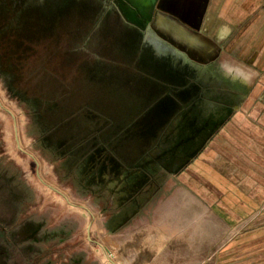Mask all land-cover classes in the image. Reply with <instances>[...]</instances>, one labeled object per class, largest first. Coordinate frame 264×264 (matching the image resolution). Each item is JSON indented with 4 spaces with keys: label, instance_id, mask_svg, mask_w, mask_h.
I'll return each mask as SVG.
<instances>
[{
    "label": "rangeland",
    "instance_id": "rangeland-1",
    "mask_svg": "<svg viewBox=\"0 0 264 264\" xmlns=\"http://www.w3.org/2000/svg\"><path fill=\"white\" fill-rule=\"evenodd\" d=\"M159 3L0 0V264H222L230 241L235 264H261L249 254L257 242L240 246L246 228L226 232L204 215L192 242L162 218L179 188L156 147L185 132L177 95L162 90L177 92L178 78L148 59L123 19L154 32L161 53L163 39L191 47L180 37L196 29L166 23ZM115 173L126 179L107 184Z\"/></svg>",
    "mask_w": 264,
    "mask_h": 264
},
{
    "label": "crops",
    "instance_id": "crops-1",
    "mask_svg": "<svg viewBox=\"0 0 264 264\" xmlns=\"http://www.w3.org/2000/svg\"><path fill=\"white\" fill-rule=\"evenodd\" d=\"M159 4L166 23H177L185 32L184 25L196 29L180 37L192 40L191 47L172 48L163 39L161 53L155 48L154 32L123 19L134 28V38L141 41L148 59L161 62L157 65L167 77L178 78L177 92L162 90L165 98L177 95V119L185 130L174 145L178 148L165 142L156 147L164 154L162 168L179 188L177 203L170 198L162 218L169 230L189 232L192 242L204 237V215L219 220L226 232L246 228L251 234L240 246L257 242L259 247L249 254L259 255L264 264V0ZM172 49L178 52V64L171 60L177 56ZM157 178L153 175L148 182ZM235 243H227L222 264H235Z\"/></svg>",
    "mask_w": 264,
    "mask_h": 264
},
{
    "label": "flooded vegetation",
    "instance_id": "flooded-vegetation-1",
    "mask_svg": "<svg viewBox=\"0 0 264 264\" xmlns=\"http://www.w3.org/2000/svg\"><path fill=\"white\" fill-rule=\"evenodd\" d=\"M122 9V8H121ZM125 14V13H124ZM125 16H126V14H125ZM127 17V16H126ZM128 18V17H127ZM130 21H132V22H134L133 20H131L130 18H128ZM135 23H137V22H135ZM124 179H126L125 177H123V176H121L120 175V177H119V173L117 174V173H115V175L112 177V178H110L108 181H107V184H110V183H115V184H118L119 182H122V181H124ZM106 183V182H105ZM132 183L134 184V182H133V180H132ZM124 200H123V208H125V211H124V214H126V212L128 211V209L129 208H134V194H131V195H129L128 197H124L123 198ZM136 200H138V198H136ZM128 213V212H127ZM133 214H134V211H133ZM130 215V214H129ZM63 230V232L66 234V235H68V231H66L64 228H62ZM33 230H31V232H32ZM36 232V230L35 231H33V233H35Z\"/></svg>",
    "mask_w": 264,
    "mask_h": 264
},
{
    "label": "bare ground",
    "instance_id": "bare-ground-1",
    "mask_svg": "<svg viewBox=\"0 0 264 264\" xmlns=\"http://www.w3.org/2000/svg\"><path fill=\"white\" fill-rule=\"evenodd\" d=\"M9 110V109H8ZM10 112V111H9ZM38 175H39V173H38ZM40 176V175H39ZM36 178V177H35ZM49 187H51L52 189H54L55 191H58L56 188H54V187H52V186H50V185H48ZM58 195V194H57Z\"/></svg>",
    "mask_w": 264,
    "mask_h": 264
}]
</instances>
